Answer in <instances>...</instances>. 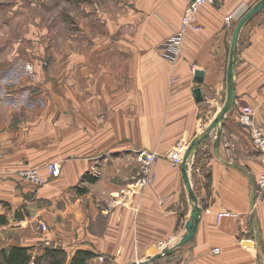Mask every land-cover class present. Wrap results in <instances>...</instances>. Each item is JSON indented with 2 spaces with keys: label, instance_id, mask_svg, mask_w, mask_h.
Here are the masks:
<instances>
[{
  "label": "crops",
  "instance_id": "1",
  "mask_svg": "<svg viewBox=\"0 0 264 264\" xmlns=\"http://www.w3.org/2000/svg\"><path fill=\"white\" fill-rule=\"evenodd\" d=\"M256 1L203 6L198 31L187 32L178 51L160 45L179 29L185 1L145 0L133 16L122 4L117 19L107 10L101 37L85 26V40L56 53L52 69L33 60L34 80L13 53L2 59H10V89H0V216L10 234L24 237L12 247L48 243L68 261L87 251L94 255L87 264L98 257L106 264H264V204L256 191L264 156L238 123L250 107L264 135V9L232 46L237 19ZM228 15L232 28L224 26ZM177 146L189 152V188L181 165L166 158ZM141 152L158 158L152 182L135 190ZM50 164L58 165L56 176L46 171ZM30 169L45 185L18 177ZM90 170L97 176L87 182ZM194 207V235L175 247ZM159 242L170 243V253L162 256Z\"/></svg>",
  "mask_w": 264,
  "mask_h": 264
},
{
  "label": "rangeland",
  "instance_id": "2",
  "mask_svg": "<svg viewBox=\"0 0 264 264\" xmlns=\"http://www.w3.org/2000/svg\"><path fill=\"white\" fill-rule=\"evenodd\" d=\"M261 1L263 0H258L250 6L254 7ZM118 4L126 5V15L129 16L131 13L133 16L138 10L142 12L145 0L121 2L118 0H0V89H10V59L2 60L6 55L13 53L20 60L16 65L20 67L21 72L30 80H34L35 71L31 64L33 60L40 61L42 67L48 70L56 53L66 55L68 51L69 54V51L75 49L74 43L85 40L86 34H83L85 26L91 28L89 33L95 38L101 37L104 13L110 10L117 19ZM247 10L243 14L248 12ZM240 17L237 20L241 19ZM232 26L234 19L230 28ZM168 39L162 42L160 47ZM13 45L16 49L10 50ZM28 68H32V74ZM91 171L84 176L87 182L93 181L97 176L96 170ZM49 176L53 177L50 174ZM2 217L6 224L0 223V250L21 243V239L24 238L23 234L18 236L10 234L12 231L9 222L6 216L2 215ZM39 229L41 230V224ZM44 246H48V243L32 246V256L42 255ZM97 264L106 263L102 257H98Z\"/></svg>",
  "mask_w": 264,
  "mask_h": 264
},
{
  "label": "built area",
  "instance_id": "3",
  "mask_svg": "<svg viewBox=\"0 0 264 264\" xmlns=\"http://www.w3.org/2000/svg\"><path fill=\"white\" fill-rule=\"evenodd\" d=\"M185 7L183 10V14L180 20L179 29L166 41L164 45L160 47L163 51L173 50L177 51L180 49L184 37L187 32L189 31H198V25L196 24V15L197 12L203 6H215L218 4L220 0H184ZM233 17L232 15H228L224 18V26L229 28L232 25ZM30 73H33L32 68H28ZM238 123L248 129L249 135L251 138L252 145L260 155L264 156V135L263 133L256 127L253 119V111L250 107H243L241 112L238 116ZM183 156V148L181 146L175 147L173 151H171L167 156V160L170 162L172 167L180 166L182 162ZM158 158L157 153L155 152H141L138 157L137 161L140 163L141 167V174L142 176L134 183V189L139 190L152 182V177L150 175V170L152 164ZM48 174L52 176H56L58 173V165L57 164H50L47 167ZM20 179L28 181L32 185L36 187H41L45 184V181L40 177L39 173L35 169L30 170H22L17 173ZM256 191L257 197L259 201L264 204V170L260 173L256 180ZM224 214H218L217 220H219ZM41 230L46 231V227L41 225ZM166 242H159L157 247L159 250H163L168 247ZM174 244L172 243V246ZM215 253L218 252L217 249L214 250Z\"/></svg>",
  "mask_w": 264,
  "mask_h": 264
},
{
  "label": "trees",
  "instance_id": "4",
  "mask_svg": "<svg viewBox=\"0 0 264 264\" xmlns=\"http://www.w3.org/2000/svg\"><path fill=\"white\" fill-rule=\"evenodd\" d=\"M92 182V181H90ZM78 193H84L85 189L77 187ZM0 223L6 224L4 217L0 216ZM32 247L13 246L0 250V264H87L94 256L92 253L82 250L74 252L69 261L64 250L58 247H45L43 254L32 256Z\"/></svg>",
  "mask_w": 264,
  "mask_h": 264
},
{
  "label": "water",
  "instance_id": "5",
  "mask_svg": "<svg viewBox=\"0 0 264 264\" xmlns=\"http://www.w3.org/2000/svg\"><path fill=\"white\" fill-rule=\"evenodd\" d=\"M263 9H264V0L261 1L258 5L252 7L250 10H248V12L236 24V26L234 27V30H233V40H232L233 48H236L238 35H239V32H240L242 26L250 18H252L253 16L257 15ZM202 75H203V73L200 72V71H196L195 72V80L198 83H200L202 81ZM193 93H194L195 99L197 101H200V90L199 89H195L193 91ZM188 155H189V152L187 151V153H185V155H183V161H182V164H181V169H182V173H183V180H184V183H185L187 188H189V185H188V182H187V179H186V175H185V172H184L185 171L184 170L185 169L184 164H185V161H186ZM199 213H200V210L197 209L196 207H194L193 210H192V213L190 214L191 222H188L185 225V229L187 231V234L181 238V240L177 243V245L175 247H180V246L184 245L185 243H187L188 241H190L192 239V237L194 235V229H195V226H196V221L198 219ZM168 253H170V249H165L162 252V256H165Z\"/></svg>",
  "mask_w": 264,
  "mask_h": 264
}]
</instances>
